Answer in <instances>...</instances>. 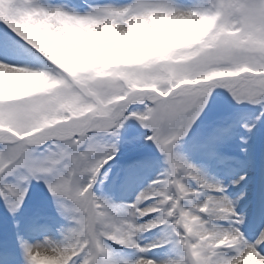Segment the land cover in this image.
Instances as JSON below:
<instances>
[{"label":"snow or ice","instance_id":"obj_1","mask_svg":"<svg viewBox=\"0 0 264 264\" xmlns=\"http://www.w3.org/2000/svg\"><path fill=\"white\" fill-rule=\"evenodd\" d=\"M0 264H264V0H0Z\"/></svg>","mask_w":264,"mask_h":264}]
</instances>
